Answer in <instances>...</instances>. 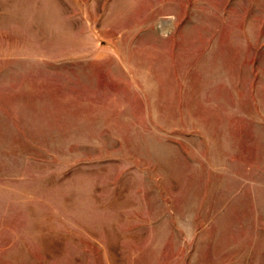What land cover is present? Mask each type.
I'll list each match as a JSON object with an SVG mask.
<instances>
[{
  "label": "rangeland",
  "instance_id": "obj_1",
  "mask_svg": "<svg viewBox=\"0 0 264 264\" xmlns=\"http://www.w3.org/2000/svg\"><path fill=\"white\" fill-rule=\"evenodd\" d=\"M0 264H264V0H0Z\"/></svg>",
  "mask_w": 264,
  "mask_h": 264
}]
</instances>
